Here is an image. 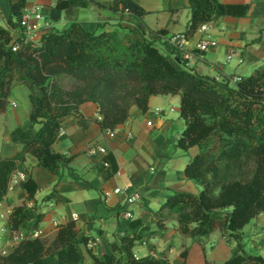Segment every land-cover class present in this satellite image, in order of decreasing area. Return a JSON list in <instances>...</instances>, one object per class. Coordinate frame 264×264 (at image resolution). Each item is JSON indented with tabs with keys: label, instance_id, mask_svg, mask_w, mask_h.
<instances>
[{
	"label": "trees",
	"instance_id": "obj_1",
	"mask_svg": "<svg viewBox=\"0 0 264 264\" xmlns=\"http://www.w3.org/2000/svg\"><path fill=\"white\" fill-rule=\"evenodd\" d=\"M188 3L186 39L201 25L225 17L243 18L248 11L245 5H225L218 0ZM25 4V0L11 4V29H17ZM89 5L126 13L133 25L130 37L124 40L115 30L88 33L72 23L64 31L43 35L38 47L22 45L14 53L9 31L0 27V114L7 109L14 82L27 88L30 105L28 122L10 133L11 143L20 146V151L11 158H0V202L27 156L35 158L42 171L58 181L63 179L72 158L53 152L52 146L68 118L73 117L82 128L89 122L79 111L82 104L96 105L100 119L94 122L104 134L124 124L133 107L147 113L149 99L156 96L179 97L184 129L176 147L182 151L197 148L184 176L200 192L173 193L151 222L130 221V235L115 236L105 254H94L89 247L93 240L80 236L75 222H68L58 226L52 237L21 240L8 255H0V264H83L84 255L89 264H171L163 253L144 257L134 253L141 241L163 237L171 221L182 237L191 240L207 238L218 230L223 239L234 241L236 246L223 264H264L260 255L245 252L241 234L264 213V66L232 85L230 78L217 81L186 69L180 57L163 56L152 45L155 35L165 30L148 31L143 21L147 12L133 0H58L50 21L57 23L63 16L71 21L76 8ZM63 79L70 81V88H64ZM105 160L115 174L112 157L107 155ZM19 187L26 198L8 217L6 227L11 232L32 220L36 228L43 218L26 205L39 189L32 178ZM50 200L67 203L55 190L45 198ZM186 255L184 250L183 264Z\"/></svg>",
	"mask_w": 264,
	"mask_h": 264
},
{
	"label": "crops",
	"instance_id": "obj_2",
	"mask_svg": "<svg viewBox=\"0 0 264 264\" xmlns=\"http://www.w3.org/2000/svg\"><path fill=\"white\" fill-rule=\"evenodd\" d=\"M18 1L0 0V27L9 31L12 43L20 36L18 28L9 27L10 6ZM57 1L25 0L26 4L43 5V19L38 24L41 30L34 36L38 43L43 35L51 31H64L72 23L94 34L118 29L112 21L105 24L106 21L99 20L103 12L109 11H101L93 5L85 9L76 8L71 21L63 16L59 22L52 23L50 12ZM94 1L106 3L112 0ZM133 1L147 12L143 21L148 31L165 30L164 34L155 35L152 45L163 56L180 57L188 70L217 81L222 77L230 78L232 85L231 79L248 77L255 69L264 66V0H218L225 5H245L248 7L247 14L243 18L225 17L208 24L206 34L217 42V47L189 61L182 57L177 48L190 19L188 0ZM13 21L16 22L14 18ZM202 36L205 35L196 31L188 39L187 49L190 50ZM239 69L244 70L245 76L235 74L234 71ZM13 85L19 84L14 82ZM168 97H151L149 110L145 114L131 108L126 122L116 127L113 139H107L94 122L100 119L96 105L82 104L79 111L89 122H84L82 128L73 117L68 118L52 146L53 152L72 158L61 181L39 169L35 158L31 156H27L25 162L17 166L9 191L0 202V253L8 255L21 241L6 227V222L13 207L25 201L26 195L19 184L29 176L39 189L34 200L26 202V205L43 215V218L36 228L33 227L34 220L28 222L25 228L16 231L17 235L33 239L37 233L40 238H49L58 226L75 222L79 235L93 240L89 247L96 255L107 253L108 244L115 236H129L130 221L149 223L153 214L173 193L192 192V181L185 178L184 168L198 150L194 147L182 151L176 147L184 129L180 116L181 121L174 122L168 117H160L163 113L157 114L160 107L168 102ZM29 112L30 105L27 111H17L15 103L8 101L7 111L0 114V158H11L20 151V146L11 143L10 133L28 122ZM148 122L151 126H147ZM171 130L175 131L174 136L170 134ZM128 134L130 138H127ZM101 147L105 149L106 155L98 154L97 150ZM107 155L115 163V174L113 167L105 160ZM117 189L120 192L115 194ZM53 190L67 203L45 201ZM134 193L140 195V200L128 205L127 200ZM261 224L251 223L247 227L253 228L252 234L256 235L258 232L264 233V228H259ZM234 245L232 240L223 239L218 230L199 240L182 237L176 231V223L171 221L166 224L163 237L151 239L148 243L141 241L134 253L137 257L163 253L171 264H183L181 253L187 250L186 264H223L231 256ZM256 248H264V243ZM89 263L90 259L84 255L83 264Z\"/></svg>",
	"mask_w": 264,
	"mask_h": 264
},
{
	"label": "rangeland",
	"instance_id": "obj_3",
	"mask_svg": "<svg viewBox=\"0 0 264 264\" xmlns=\"http://www.w3.org/2000/svg\"><path fill=\"white\" fill-rule=\"evenodd\" d=\"M97 9H99V8H97ZM99 10L104 11L103 9H99ZM99 20L106 21L105 24H108V21H112L113 26H115L119 29V30L117 29V31L119 32L122 39L126 40L130 37V34L127 33V30L133 29V25H132L131 18L126 13H111V12L106 13V12H103V14H101L99 16ZM229 67H231V66H229ZM234 72H235V74H238L241 76H245V74H246L244 72V70H242V69L236 70ZM61 83L64 86V88H66V89L70 88V86H71V83L68 79L61 80ZM27 93L28 92H27L26 87L21 86V85H13L12 84L10 92H9V96H8V101L15 103V105L17 106V111H21V110L27 111V110H29V102H28ZM167 99H168V102L160 107L161 110H163V114L160 117H168V119L174 120V122L181 121L179 118V97L178 96H173V97L169 96ZM7 108H8V106H7ZM171 109L173 110L172 112H170ZM10 110H11V108L8 109V111H10ZM6 111H7V109H6ZM170 134L172 136H174L175 131L171 130ZM190 183H191L190 185L192 187L191 188L192 192H188V193L197 195L200 192V187L195 185L193 182H190ZM258 222L262 223L259 226V228H261V227L264 228V214H262V215L260 214L259 216L254 218L248 225H250L251 223H253V225L254 224L256 225ZM247 226H245L242 229L243 234L241 231L242 238H243V244H244L246 252L249 254H255V255L261 254L262 255L261 257L264 258V248H261V249L256 248V246L259 245L260 243H264V233L258 232L256 235L255 234L253 235L252 234L253 228L250 229ZM233 243L235 244L234 241H233ZM234 246H236V244Z\"/></svg>",
	"mask_w": 264,
	"mask_h": 264
},
{
	"label": "built area",
	"instance_id": "obj_4",
	"mask_svg": "<svg viewBox=\"0 0 264 264\" xmlns=\"http://www.w3.org/2000/svg\"><path fill=\"white\" fill-rule=\"evenodd\" d=\"M43 8V5L40 3H29L25 4L24 7L21 9L20 17L18 20V33H19V39L11 44V51L17 52V50L22 45H31L34 47H38L40 43H38L34 36L36 33H38L41 30V27L38 26L40 22H42V13L41 10ZM198 32L203 33L202 38L197 41L194 46L188 50V39H186L184 36L181 37L179 43L177 44L178 51L181 52L182 57L189 61L194 60L198 56H200L203 53L208 52L210 49L217 47V42L211 39L209 35L206 34L208 31V24L201 25L198 29ZM239 81V78H233L231 79V82L235 84ZM173 110L171 109L170 112ZM163 113V110H158L157 114L160 115ZM147 126H151V123L148 122ZM107 139H113L116 135V130L113 131H106L104 133ZM127 138H130V134L127 135ZM99 155H106V151L104 148H98L97 150ZM106 165V163H104ZM151 171H153L151 169ZM120 190H115L114 193L118 194ZM140 200V195L138 193H134L128 200L127 204L131 205ZM13 235H15L16 238L19 240H23L21 235H17L16 231L12 232ZM40 238L37 233L33 235V239ZM1 256H6L7 254L5 252L0 253Z\"/></svg>",
	"mask_w": 264,
	"mask_h": 264
}]
</instances>
